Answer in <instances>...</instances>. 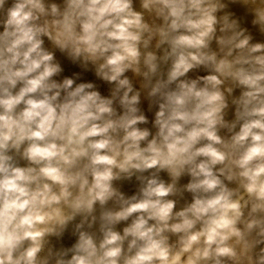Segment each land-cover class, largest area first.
Segmentation results:
<instances>
[{"label":"clouds","instance_id":"clouds-1","mask_svg":"<svg viewBox=\"0 0 264 264\" xmlns=\"http://www.w3.org/2000/svg\"><path fill=\"white\" fill-rule=\"evenodd\" d=\"M0 264H264V0H0Z\"/></svg>","mask_w":264,"mask_h":264}]
</instances>
